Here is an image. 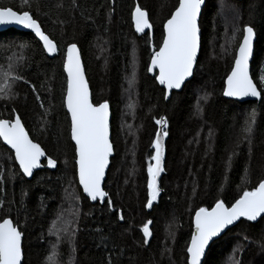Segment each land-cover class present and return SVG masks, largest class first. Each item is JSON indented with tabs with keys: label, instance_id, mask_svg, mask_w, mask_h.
I'll use <instances>...</instances> for the list:
<instances>
[{
	"label": "trees",
	"instance_id": "16d2710c",
	"mask_svg": "<svg viewBox=\"0 0 264 264\" xmlns=\"http://www.w3.org/2000/svg\"><path fill=\"white\" fill-rule=\"evenodd\" d=\"M220 1L205 0L194 75L165 101L164 90L147 72L149 34L137 33L131 16L135 6L146 10L156 51L178 0H0V8L29 11L58 51L48 58L33 35L13 29L0 33V71L6 72L14 59L7 98H0V119L18 116L31 140L56 161L55 167L43 161V168L26 180L0 140V222L10 218L21 231L22 264H50L47 257L55 242L60 263L70 258L73 264H187L194 213L211 209L217 200L230 207L243 190L264 179V89L259 79L264 75V0H226L224 19L218 14ZM245 25L256 36L250 74L262 95L258 102L238 103L224 99L223 89ZM71 43L80 50L92 103L106 101L110 107L114 155L103 204H91L77 181L64 107L63 62ZM132 52L138 64L128 120L133 130L123 121ZM253 108L249 144L242 128ZM160 117L166 118L168 133L163 136L160 192L147 207V169L154 163L152 141ZM67 189L76 201L70 237H64L59 216ZM146 223L151 233L147 244ZM202 264H264V219L241 220L209 246Z\"/></svg>",
	"mask_w": 264,
	"mask_h": 264
},
{
	"label": "snow or ice",
	"instance_id": "6c2138e0",
	"mask_svg": "<svg viewBox=\"0 0 264 264\" xmlns=\"http://www.w3.org/2000/svg\"><path fill=\"white\" fill-rule=\"evenodd\" d=\"M24 3L28 4L29 0H24ZM203 3L204 0H178L170 18L163 24V42L159 46V50L154 51L151 55V63L147 70L152 72L154 69H158L155 80L166 90L165 99L168 98L167 90L180 89L185 80L194 75L193 70L200 44L198 17ZM132 19L137 33H145L146 29L152 27L146 10L140 6L135 7ZM6 23H16L30 29L43 42V49L47 53L53 54L57 51V45L41 30L37 19H34L29 11L17 13L11 8H0V24ZM242 31V41L236 50L234 66L227 77V87L223 94L227 97L261 98V90H258V86L249 75V58L253 51L254 28L245 25ZM134 64L135 60H133ZM11 67L10 64L9 69ZM63 69L67 73L64 105L70 116V139L74 142L79 184L88 198L93 201L97 199L103 201L108 194L101 185L105 168L109 163V156L113 150L109 140V105L106 101L97 105L90 102L88 84L75 43L67 45ZM9 74V72L0 71V80L3 81L0 83V94H3L0 98H7L6 89L10 87L7 83ZM13 79H21V77ZM259 79L260 89H264V75H261ZM134 83L135 71L133 69L129 79L130 87ZM202 99H207V97ZM129 108H134V104H129ZM255 119L256 110L253 108L242 128L245 138L249 139V144ZM155 123L159 128L156 139L152 141L154 154L151 156V161L154 163H150L147 169V207H151L160 192L157 177L163 171L164 155L161 136L168 135L165 117H160ZM0 140H3L14 150L15 161L19 164V169L24 176H32L33 170L40 167L41 158L46 156L41 146L29 138L18 116L15 119H0ZM47 165L55 167L56 161L47 157ZM107 203L111 209V200H108ZM258 217L264 219V179L259 180L251 190H243L230 207L226 206L222 200H217L211 210L199 208L195 214L194 231L190 243L186 245L187 264H202L201 257L209 242L235 221L240 218L257 221ZM119 219L122 220L123 216L120 215ZM63 230L67 231V228ZM142 231L144 243L147 244L151 235L147 223L144 224ZM21 238V231L13 225L10 219H3L0 222V264H22ZM47 259L50 264H59L55 245Z\"/></svg>",
	"mask_w": 264,
	"mask_h": 264
},
{
	"label": "water",
	"instance_id": "95a60500",
	"mask_svg": "<svg viewBox=\"0 0 264 264\" xmlns=\"http://www.w3.org/2000/svg\"><path fill=\"white\" fill-rule=\"evenodd\" d=\"M237 1H241V0H237ZM204 4H205V0H204V3L202 4L201 11H202V9H203ZM135 7H136V6H135ZM134 9H135V8H134ZM133 11H134V10H133ZM17 13H18V12H17ZM200 15H201V13H200ZM200 15H199V17H198V23H199ZM131 18H132V16H131ZM169 18H170V17H169ZM132 22H133V19H132ZM165 22H166V21H165ZM133 23H134V22H133ZM198 25H199V24H198ZM10 29H13V30H15V31H19V32H25V33H28V34L33 35L34 38H35V39H36V40L42 45V48H43V42L40 41L39 38L36 37L35 34H34L30 29H27V28L23 27L22 25H19V24H16V23L0 24V33H1V32H4V31H8V30H10ZM146 32H148L149 37H150V40H152V38H153V31H152V28H151V29H146V30H145V33H146ZM199 36H200V33H199ZM242 36H243V34H242ZM255 39H256V36L254 35V39H253V51H252V55H251L250 58H249V75H250V78H251V74H250V64H251V61H252V58H253ZM241 41H242V38H241ZM241 41H240V42H241ZM162 42H163V40H162ZM162 42H161V44H162ZM238 46H239V45H238ZM66 49H67V47H66ZM66 49H65V53H66ZM237 49H238V47H237ZM237 49H236V50H237ZM43 50H44V49H43ZM77 50H78L79 55H80L81 66H82V70H83L84 77H85V80H86V75H85V71H84V66H83V63H82V58H81L80 50H79L78 47H77ZM158 50H159V48H158ZM158 50H156V51H158ZM44 52H45V54L47 55L48 58H53V57H55V56L58 54V51H56V52L53 53V54H49V53H47L46 51H44ZM153 52H154V49L151 50V54H153ZM65 53H64V58H65ZM199 53H200V44H199V49H198V57H199ZM235 54H236V52H235ZM198 57H197V60H198ZM234 58H235V57H234ZM63 63H64V62H63ZM150 63H151V60H150V62H149V65H150ZM196 63H197V61H196ZM196 63H195V65H194V70H195ZM149 65H148V66H149ZM233 66H234V60H233V63H232V67H233ZM232 67H231V69H230L228 75L231 73ZM147 69H148V68H147ZM194 70H193V71H194ZM63 71H64V69H63ZM147 72H148V75L151 76V77H156V76L158 75V69H154L152 72H149V71L147 70ZM64 74H65V77H66V87H67V73L64 72ZM228 75H227V77H228ZM227 77L225 78V81H224V89L227 87V84H226ZM191 78H192V76H191V77H188V78L185 80L184 84H185L186 82H188ZM251 79H252V78H251ZM155 81H156V80H155ZM86 82H87V80H86ZM156 83H157V85H158L160 88H162V89L164 90V92L166 91V90L164 89V87H163L162 85H160L157 81H156ZM87 84H88V83H87ZM184 84L182 85V87H181L180 89L167 90L168 98L165 99V101H167V100L170 98V96H171V94H172L173 92H180V91L182 90ZM88 88H89V85H88ZM224 89H223V93H224ZM65 95H66V90H65ZM89 97H90V102H92V101H91V92H90V89H89ZM223 97H224V99H226V100H231V101L238 102V103H245V102H258V101L260 100V98H255V97H227V96H224V94H223ZM64 98H65V97H64ZM101 103H103V102H101ZM108 105H109V104H108ZM64 107H65V105H64ZM65 110H66V112H67L66 107H65ZM108 111H109V140H110V142H111V133H110V120H111V113H110V107H109ZM16 117H17V116H15L13 119H15ZM68 117H69V123H70V116L68 115ZM21 123H22V122H21ZM22 125H23V124H22ZM23 127H24V126H23ZM24 129H25V127H24ZM25 131H26V129H25ZM29 138H30V137H29ZM30 139H31V138H30ZM70 140H71V139H70ZM161 140H162V144H163V148H164V137H163V136H161ZM1 142H2V144H3L7 149H9V150L12 152L13 157H14V162H15L16 166H17L18 169H19V164L15 161V153H14V150H12V149L10 148V146L6 145V144L3 142V140H1ZM71 142H72V141H71ZM34 143H35V142H34ZM72 144H73V146H74V142H72ZM111 144H112V143H111ZM112 149H113V145H112ZM113 155H114V149L112 150V153H111V155L109 156V163H108V165H107L106 168H105V175H104V178H103V180H102V185H101V186H102V189H103V186H104V182H105V180H106L107 171H108L109 166H110V159L113 157ZM43 161H46V162H47V156L41 158V161H40V167L34 169V170H33V174H34L36 171H38V170H40V169L43 168V166H42V162H43ZM163 161H164V155H163V160H162V166H163ZM19 171H20L21 175H22L26 180H30V179L32 178V176H33V175H32V176H24L23 173H22V171H21L20 169H19ZM76 175H77L78 185H79V187H80V189H81L82 194L84 195V197L87 198L88 201H89L91 204H96L97 202H98L99 204H103L104 201H105V199H106V197H105V199H104L103 201H100L99 199H97L96 201H93V200H91L90 198L87 197L86 193H84L82 186L79 184V177H78V173H77V168H76ZM159 177H160V175H159ZM159 177H157V183H158V181H159ZM103 190H104V189H103ZM209 210H211V209H209ZM195 214H196V212L194 213V215H193V217H192V226H193V230H192V232L194 231V219H195ZM5 219H10V218H5ZM243 219H245V218H240L238 221H235L232 225H229L225 230L222 231L221 234H219L217 237H214V238L209 242V245L206 246V249H205V253H204V255L201 257V262L203 261V259H204V257H205V254H206V252H207L209 246H210L214 241H216V240H218L220 237H222V236H223V235H224V234H225L230 228H232L233 226H235L237 223H239V222H240L241 220H243ZM259 219H261V218L258 217V218H257V221H258ZM10 220H11V219H10ZM11 221H12V220H11ZM257 221H250V222L255 223V222H257ZM1 222H2V221H1ZM147 224H148V226L150 225V223H147ZM13 225H14V224H13ZM190 240H191V238H190ZM189 243H190V241H189ZM21 246H22V238H21ZM22 261H23V252H22Z\"/></svg>",
	"mask_w": 264,
	"mask_h": 264
},
{
	"label": "rangeland",
	"instance_id": "374dc122",
	"mask_svg": "<svg viewBox=\"0 0 264 264\" xmlns=\"http://www.w3.org/2000/svg\"><path fill=\"white\" fill-rule=\"evenodd\" d=\"M226 2H227L226 0H221L220 1V5L218 7V10H219L218 14L223 19L225 18ZM227 34H228V32H227ZM228 37L230 38L229 40H228ZM227 40H228V43H229L230 40L232 41L231 31H229V35L227 37L225 36V40L224 41L226 42V44H228ZM228 46H229V44H228ZM13 60L14 59H11L10 63L7 64V66H6V72L10 73L9 74L10 78H12V67H11V69H9V65L12 63ZM133 60H135V64L134 65H133ZM137 68H138V64H137L136 54H135V52H132V64H131V71L132 72L129 75V78H128L127 82H126L125 90L123 92V101H124V104H126V108L124 109V111H125L124 116H127V117H125V119L123 121H124V123H126L125 126L126 127H130L132 130H133L132 124H131L130 121L128 122V120L131 118V114L130 113L132 112L133 108L130 109L129 108V104H134V106H135V102H134V85L132 87H130L129 79L132 76L133 69L135 71V79H136V77H137ZM2 82L3 81L0 80V83H2ZM7 83H8V81H7ZM8 85H9V83H8ZM8 89H6V92L8 91ZM135 99H136V97H135ZM74 195L75 194L73 193L72 189H67L66 192H65L64 198H63L64 202H62V204L60 205V211H59L60 215L59 216H61V219H63V220H60L62 222L60 225L61 226H65V228H67V231L63 230L64 237H70L71 231L68 232V230H69L70 226L74 227V222H75V220H74L75 219V215L74 214L76 213V201H75ZM66 225H68V226H66ZM55 243H52V246L50 248L51 251H52L53 245L56 246V250L58 249V247H57V245ZM67 260H69V261H67L66 263H60L59 262V264H73V262H74V260H72L70 258H68Z\"/></svg>",
	"mask_w": 264,
	"mask_h": 264
},
{
	"label": "bare ground",
	"instance_id": "6f19581e",
	"mask_svg": "<svg viewBox=\"0 0 264 264\" xmlns=\"http://www.w3.org/2000/svg\"><path fill=\"white\" fill-rule=\"evenodd\" d=\"M240 2V1H239ZM150 38V37H149ZM151 50L153 49L152 40H150ZM161 45V44H160ZM111 123V122H110Z\"/></svg>",
	"mask_w": 264,
	"mask_h": 264
}]
</instances>
